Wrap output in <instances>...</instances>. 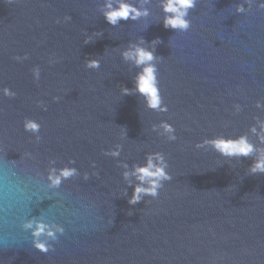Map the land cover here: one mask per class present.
Listing matches in <instances>:
<instances>
[{"label": "water", "instance_id": "1", "mask_svg": "<svg viewBox=\"0 0 264 264\" xmlns=\"http://www.w3.org/2000/svg\"><path fill=\"white\" fill-rule=\"evenodd\" d=\"M120 2L0 0V264H264V0Z\"/></svg>", "mask_w": 264, "mask_h": 264}, {"label": "clouds", "instance_id": "2", "mask_svg": "<svg viewBox=\"0 0 264 264\" xmlns=\"http://www.w3.org/2000/svg\"><path fill=\"white\" fill-rule=\"evenodd\" d=\"M193 6V0H166V2L163 4V9L165 12H172L176 13L175 16L172 17H165L164 25L165 27H171L173 29L175 28H187V21L183 19V17L186 15V10ZM109 11L105 13V17L109 23L115 24L117 20L119 19H128L130 16V13H136L137 9L134 8L132 5L127 4L121 0V2L118 4L116 8H112L111 5H109ZM127 55V54H126ZM153 59V55L150 51L137 48L136 49V63L144 64L146 61H151ZM155 68L151 65H148L144 67L141 73L137 75V90L140 91L145 96L150 95V107H157L158 105V90L156 87V78H155ZM32 128H35L36 125H31ZM218 147H220L218 145ZM222 148L226 153L229 154H243L247 155L251 149L250 146H248L243 140L239 144L236 143H224L222 145ZM154 168L151 160L148 162L147 167H138L136 171L140 173V179L143 180L145 177H154L150 183L151 188L150 189H143L141 187H136L133 192V197L130 202H137L140 199V194L142 192H146L147 194L155 195L156 194V188L159 187L158 181L162 178H167L164 171L159 168L155 167L153 171H150L149 169ZM260 169L264 170V164L257 163L253 167V171ZM70 173L64 172V176H68ZM55 183H58L59 180L56 179L54 181ZM43 225L37 224V230L36 233L39 234V232L42 230Z\"/></svg>", "mask_w": 264, "mask_h": 264}]
</instances>
